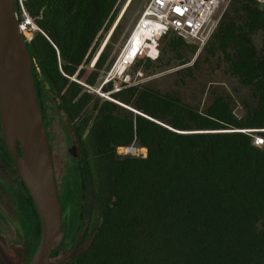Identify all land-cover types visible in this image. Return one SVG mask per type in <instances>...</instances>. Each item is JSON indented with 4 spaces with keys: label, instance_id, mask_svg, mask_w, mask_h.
<instances>
[{
    "label": "trees",
    "instance_id": "trees-1",
    "mask_svg": "<svg viewBox=\"0 0 264 264\" xmlns=\"http://www.w3.org/2000/svg\"><path fill=\"white\" fill-rule=\"evenodd\" d=\"M121 1H27L50 38L37 31L27 40L50 144L49 106L79 150L70 153L72 187L61 195L71 254L51 264H264V144L253 142L254 134L264 137V3L231 0L192 65L184 66L199 46L177 33L161 39L157 59L133 64L154 72L181 67L168 75L192 79L203 60L217 62L246 89L239 116V98L228 92L200 110L180 90L163 91L154 81L126 86L109 99L72 79L95 86L110 70L148 2L131 0L119 17ZM133 2L141 8L113 54ZM102 89L111 91L112 81ZM132 143L146 147L147 156L118 154ZM35 215L36 224L27 222L35 243L26 242V256L13 264H27L38 245L36 209Z\"/></svg>",
    "mask_w": 264,
    "mask_h": 264
},
{
    "label": "water",
    "instance_id": "water-1",
    "mask_svg": "<svg viewBox=\"0 0 264 264\" xmlns=\"http://www.w3.org/2000/svg\"><path fill=\"white\" fill-rule=\"evenodd\" d=\"M0 126L41 223L40 241L27 264H51L66 225L34 60L21 31L16 0H0ZM71 138L70 153L77 155L73 132Z\"/></svg>",
    "mask_w": 264,
    "mask_h": 264
},
{
    "label": "rangeland",
    "instance_id": "rangeland-1",
    "mask_svg": "<svg viewBox=\"0 0 264 264\" xmlns=\"http://www.w3.org/2000/svg\"><path fill=\"white\" fill-rule=\"evenodd\" d=\"M130 1L131 0H122L120 2L121 11H120L119 17L122 15L123 11L127 8ZM145 2L146 0H143V4ZM135 3L134 2L132 3L134 4V7L132 8V10L130 8L131 11L130 10L128 11V14L130 15L128 19L129 23H127L126 26L121 30L122 32L118 34L117 40L113 41V45L111 48L113 54L115 51H117V47L120 45L125 32L129 29L130 25L133 23L135 17L138 14V11L141 8L140 5L136 7ZM124 24L125 23H123V26ZM111 32L112 31H110L109 33H106L105 36L103 37L100 43V47L98 48L95 57L92 59V61L88 65V69H92L94 67L93 62L96 60L97 56L103 50L106 42L109 40ZM255 42L257 44H260L262 42V33H258L255 36ZM160 44L161 46L163 45L162 42ZM124 45L122 46V48L124 47ZM198 46H199L198 50L196 54L194 55L193 59L190 61V63L184 66L193 64V61L196 59L198 53L201 51L204 45L202 46L198 44ZM159 48H160V45H159ZM143 67L142 66L135 67L133 65L128 67L126 71L124 72L123 77H125L126 74H129L131 77V81L125 83L126 85H122L125 82L124 79L122 81L123 82L122 84L118 79L116 81L113 80L112 81L113 89L108 92H104L102 88L100 91H98L101 85L103 84V80L106 74L101 77L98 84L95 86L86 84L84 81L78 79L76 76H73L72 79L86 86V88L89 91L95 94L105 96L109 99H112L111 93L116 92L114 82H117L118 85L121 84L120 87L124 88L130 85H136L139 83L154 81L153 85L163 89V91H173V90L179 91L180 90L181 95L184 98V100L192 104L193 106L198 107V109L200 110H204L205 107L210 103L212 97L215 96L216 94L228 92L239 98L237 100L236 113L239 116H242L243 113L245 112V107L243 106V103L241 100L245 97L246 89L240 85L237 79L228 75L227 73L225 74L223 69L218 67L217 62H214V61L205 62L203 60L201 66L196 70V72H194V78L192 79L190 78L188 74H186V76L168 75L181 67H176V68L163 71V72H154L153 68L144 70ZM182 78L186 81V84L184 85L181 83ZM210 79H214V81L211 80L209 82ZM47 112H48L47 115H49V119H50V125L48 126H49L50 134L52 137L51 144H52L53 153H54V164H55L58 184L64 192L68 193L69 189L72 187V179H73V175L70 171V163H71L70 147L72 143H70L69 132L67 131L68 129L66 127V124L63 122V118L60 115V113L57 112L56 109H53V107H50V106ZM0 141H3V138H1V134H0ZM12 179H13V176H12ZM75 195H76V189L74 191V187H73V196ZM69 202H72L71 198H69ZM12 237H13V240L10 241L12 248L8 247L6 248L5 252H0V264H13V263H16L17 261L19 262L22 261L21 258L23 256V250L22 251L20 250L21 246H18V244L14 242L16 241L14 240V236ZM70 254H69L68 246H65L57 253V255L52 260L53 261L64 260V259H67L70 256Z\"/></svg>",
    "mask_w": 264,
    "mask_h": 264
},
{
    "label": "built area",
    "instance_id": "built-area-1",
    "mask_svg": "<svg viewBox=\"0 0 264 264\" xmlns=\"http://www.w3.org/2000/svg\"><path fill=\"white\" fill-rule=\"evenodd\" d=\"M27 1L16 0L20 27L25 39L31 40L37 31L43 33L50 39L29 12ZM230 1L148 0L124 47L110 70L106 73L103 84L98 91L101 90L105 83L113 80L116 81L118 79L121 84L123 83V79L125 81L124 83L130 82L131 77L129 74L123 77L126 69L142 57L157 59L160 53V41L169 33H177L187 41L198 43L202 46L205 45L217 28ZM257 1L264 3V0ZM54 46L57 48L55 44ZM153 46L157 50L155 54L152 53ZM114 85L115 91L122 89L117 82H114ZM253 137L255 145L261 146L264 144V137L262 135L254 134ZM117 152L121 156L132 154L146 157L148 149L144 146L137 145V143H132L130 145L119 146Z\"/></svg>",
    "mask_w": 264,
    "mask_h": 264
},
{
    "label": "flooded vegetation",
    "instance_id": "flooded-vegetation-1",
    "mask_svg": "<svg viewBox=\"0 0 264 264\" xmlns=\"http://www.w3.org/2000/svg\"><path fill=\"white\" fill-rule=\"evenodd\" d=\"M46 114H48L47 110ZM47 117V124L50 125L49 115ZM0 131L1 138H3V141H0V252H5L6 248L12 246L10 241L13 240L12 236H14V240H16L14 242L18 246H21V251L23 250V256L21 258L23 259L28 251L26 242L31 248L36 240V233L34 231L27 234V222L30 223V227H32L33 223L36 224L35 209L37 214L38 210L19 172L14 166L4 141L1 126ZM58 187L61 197L65 192L60 188L59 184ZM63 221L66 225L67 234V219L65 218L64 209ZM65 246H67L66 235L62 245L54 251V257Z\"/></svg>",
    "mask_w": 264,
    "mask_h": 264
},
{
    "label": "bare ground",
    "instance_id": "bare-ground-1",
    "mask_svg": "<svg viewBox=\"0 0 264 264\" xmlns=\"http://www.w3.org/2000/svg\"><path fill=\"white\" fill-rule=\"evenodd\" d=\"M153 54L157 53V50L156 48L153 46V51H152Z\"/></svg>",
    "mask_w": 264,
    "mask_h": 264
}]
</instances>
